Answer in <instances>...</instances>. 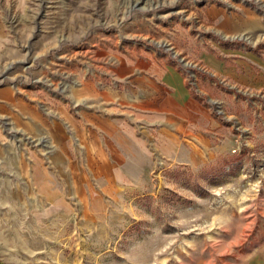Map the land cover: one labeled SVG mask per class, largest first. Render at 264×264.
<instances>
[{"label": "rangeland", "instance_id": "obj_1", "mask_svg": "<svg viewBox=\"0 0 264 264\" xmlns=\"http://www.w3.org/2000/svg\"><path fill=\"white\" fill-rule=\"evenodd\" d=\"M0 264H264V0H0Z\"/></svg>", "mask_w": 264, "mask_h": 264}, {"label": "crops", "instance_id": "obj_2", "mask_svg": "<svg viewBox=\"0 0 264 264\" xmlns=\"http://www.w3.org/2000/svg\"><path fill=\"white\" fill-rule=\"evenodd\" d=\"M139 70L142 71L140 76L133 81L142 88L144 101L157 118L171 123L175 128H184L194 122L195 113L201 110L175 67L150 58L139 65Z\"/></svg>", "mask_w": 264, "mask_h": 264}]
</instances>
